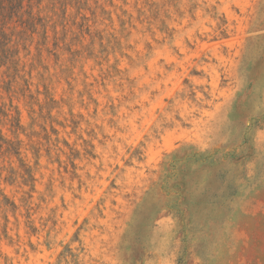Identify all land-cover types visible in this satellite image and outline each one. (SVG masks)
I'll return each mask as SVG.
<instances>
[{"label": "rangeland", "instance_id": "obj_1", "mask_svg": "<svg viewBox=\"0 0 264 264\" xmlns=\"http://www.w3.org/2000/svg\"><path fill=\"white\" fill-rule=\"evenodd\" d=\"M0 264H264V0H0Z\"/></svg>", "mask_w": 264, "mask_h": 264}]
</instances>
